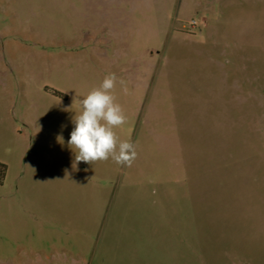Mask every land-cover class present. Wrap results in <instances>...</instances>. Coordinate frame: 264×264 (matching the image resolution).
I'll return each instance as SVG.
<instances>
[{"label": "rangeland", "instance_id": "obj_1", "mask_svg": "<svg viewBox=\"0 0 264 264\" xmlns=\"http://www.w3.org/2000/svg\"><path fill=\"white\" fill-rule=\"evenodd\" d=\"M110 73L137 158L73 167ZM0 164V264H264V0H0Z\"/></svg>", "mask_w": 264, "mask_h": 264}, {"label": "clouds", "instance_id": "obj_2", "mask_svg": "<svg viewBox=\"0 0 264 264\" xmlns=\"http://www.w3.org/2000/svg\"><path fill=\"white\" fill-rule=\"evenodd\" d=\"M117 79L110 73L79 101L80 111L73 117L74 128L68 140L69 147L75 150L73 167L79 162L93 164L109 158L122 167H131L137 158L133 143L119 141L114 131L126 123L124 111L112 94Z\"/></svg>", "mask_w": 264, "mask_h": 264}, {"label": "trees", "instance_id": "obj_3", "mask_svg": "<svg viewBox=\"0 0 264 264\" xmlns=\"http://www.w3.org/2000/svg\"><path fill=\"white\" fill-rule=\"evenodd\" d=\"M5 171V166L0 164V172H4ZM0 181H1V178H0Z\"/></svg>", "mask_w": 264, "mask_h": 264}]
</instances>
